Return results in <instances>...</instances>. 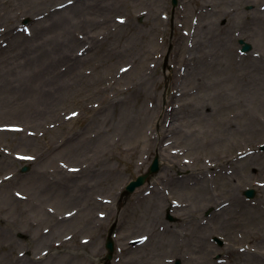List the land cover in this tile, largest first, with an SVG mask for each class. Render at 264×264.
<instances>
[{"label":"rangeland","instance_id":"obj_1","mask_svg":"<svg viewBox=\"0 0 264 264\" xmlns=\"http://www.w3.org/2000/svg\"><path fill=\"white\" fill-rule=\"evenodd\" d=\"M261 81L264 0H0V264H264Z\"/></svg>","mask_w":264,"mask_h":264},{"label":"water","instance_id":"obj_2","mask_svg":"<svg viewBox=\"0 0 264 264\" xmlns=\"http://www.w3.org/2000/svg\"><path fill=\"white\" fill-rule=\"evenodd\" d=\"M173 5H176V0H173ZM240 44L242 45V52H249L252 50V47L250 44L246 43L245 41L241 40ZM264 150V146L261 148ZM160 170L159 168V159L158 157L155 158L152 166L149 169V172L145 175L139 176L135 181H132L128 186H127V193H132L134 192L137 188L141 187L145 181L152 175L158 173ZM27 168L23 169V172H26ZM245 195L247 198H254L255 192L253 190H249L245 192ZM107 249L109 250V256L108 258L111 259L112 257V252L114 250V242L109 239L106 245ZM175 264H181L179 261H177Z\"/></svg>","mask_w":264,"mask_h":264},{"label":"bare ground","instance_id":"obj_3","mask_svg":"<svg viewBox=\"0 0 264 264\" xmlns=\"http://www.w3.org/2000/svg\"><path fill=\"white\" fill-rule=\"evenodd\" d=\"M70 14H71V13H70ZM67 15H68V14H67ZM67 15H63V16H62L63 19L57 21L56 24L53 25V26H54L55 28H60V27H61V28H64L65 30L69 29V27H70L71 25H73V23H74L73 16H74L75 14H74V15L71 14V15H69V16H67ZM59 17H60V16H59ZM59 17H58V19H59ZM219 58H220V57H219ZM219 58H218V59H215V60H216V61H219ZM247 83L249 84L250 87L256 89L255 86H257V84L255 83V81H254L253 84H252V82H249V81H247ZM258 83L260 84L259 88H260V87L263 88V93H264V81H261V82H258ZM245 86H246V84H245ZM28 94H29V97H31V95H33V96L36 95V93H35V95H34V93H31V91H30ZM37 97H38L40 103L43 102V100H45V96H43V94H42V95L38 94Z\"/></svg>","mask_w":264,"mask_h":264}]
</instances>
